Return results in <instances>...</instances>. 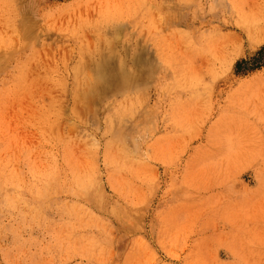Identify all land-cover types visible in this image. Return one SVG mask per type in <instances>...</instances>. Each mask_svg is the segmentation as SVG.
Masks as SVG:
<instances>
[{"label": "rangeland", "instance_id": "374dc122", "mask_svg": "<svg viewBox=\"0 0 264 264\" xmlns=\"http://www.w3.org/2000/svg\"><path fill=\"white\" fill-rule=\"evenodd\" d=\"M0 264H264V0H0Z\"/></svg>", "mask_w": 264, "mask_h": 264}, {"label": "bare ground", "instance_id": "6f19581e", "mask_svg": "<svg viewBox=\"0 0 264 264\" xmlns=\"http://www.w3.org/2000/svg\"><path fill=\"white\" fill-rule=\"evenodd\" d=\"M107 21H108V20H107ZM112 30H113V31H112L111 33L114 32L115 28H112ZM116 30H118V29H116ZM119 31H120V30H119ZM116 32H117V31H115L114 33H116ZM114 33H113V36H114ZM119 34H120V32H119ZM115 36H117V38H119L118 40H120V37H118V33L115 34ZM114 39H115V37H114ZM136 40H137V38H136ZM112 41L116 42V39H115V40H112ZM137 41H138V40H137ZM137 41H136V42H137ZM140 41H141V40H140ZM108 42H109V40L106 41V43H108ZM110 42H111V40H110ZM123 42H124V40H123ZM123 42H122V44H123ZM112 43H113V42H112ZM118 43H119V42H118ZM138 43H139V42H138ZM138 43H136V44H138ZM104 44H105V42H104ZM104 44H103V46H104ZM113 44H114V43H113ZM134 44H135V43H134ZM136 44L134 45L135 48H136ZM105 45H106V44H105ZM107 45L109 46V45H111V43H109V44H107ZM114 45H115V44H114ZM116 45H117V44H116ZM138 45H139V44H138ZM92 46H94V45H92ZM108 46H106V49H109V48H107ZM118 46H119V45H118ZM124 46H125V45H124ZM96 47H97V46H96ZM93 48H94V47H93ZM97 48H98V47H97ZM97 48L94 49V51L97 50ZM89 49L91 50V48H89ZM99 49H100V47H99ZM99 49H98V50H99ZM104 49H105V48L103 47V50H104ZM110 49H111V48H110ZM110 49H109V50H110ZM121 49H122V48H121ZM125 49H127V48H125ZM82 50H83V49H82ZM109 50H107V51H109ZM123 51H124V48H123ZM120 52H121V51H120ZM135 52H136V51H135ZM104 53H105V52H104ZM106 53H107V52H106ZM109 53L113 54L112 49H111V51H110ZM115 53H116V52H115ZM125 53L127 54L128 52L126 51ZM145 54H146V53H145ZM129 55L132 56L131 54H128V56H129ZM134 55H136V54H134ZM102 56H103V55H102ZM104 56H105V54H104ZM109 56H110V54H109ZM109 56H108V57H109ZM120 56H122V55H120ZM137 56H138V55H137ZM110 57H113V58H114V55H113V56L111 55ZM110 57L107 58V59L109 60ZM113 58H111V59H113ZM125 58H126V57H125ZM147 58H148V57H147ZM107 59H105V61H104L105 65H106V66L104 65L105 67H104L102 64H99V63H98L97 65H102V66H103V67L101 66L102 68H106V69L109 68V67H107V63H106V62H107V61H106ZM120 59H121V57H120ZM132 59H133V58H132ZM129 60H130V58H129ZM137 60H138V59H137ZM137 60H136V62H138ZM102 61H103V59H102ZM109 61H110V60H109ZM111 61H112V60H111ZM119 61H120V60H119ZM121 61H122V60H121ZM140 61H141V60H140ZM140 61H139L138 63H140ZM134 62H135V61H134ZM119 63H120V62H119ZM144 63H145V61H144ZM120 64H122V63H120ZM120 64H119V65H120ZM123 64H124V63H123ZM135 64H136V63H135ZM137 65H138V64H137ZM140 65H141V64H140ZM146 65H147V64L145 63V66H146ZM149 65H150V64H149ZM149 65H148V66H149ZM120 66H121V65H120ZM124 66H125V65H124ZM94 67H95L94 69H95V72H96V70L99 69L100 66L98 67V66H95V65H94ZM97 67H98V68H97ZM101 67H100V68H101ZM128 67H130V64H129ZM138 67H140V66L138 65ZM138 67H136V69H137ZM143 67H144V66H143ZM121 68H122V66H121ZM141 68H142V67H141ZM106 69H105V70L103 69L102 71H99V70H100V69H99L98 71H99V72H102L103 74H104V71H106V72L108 73L109 71H107ZM114 69H115V68H114ZM122 69H123V70H121V69H120V70H121V71H124V70H125L124 67H123ZM130 69H131V68H130ZM144 69H145V68H144ZM146 69H147V68H146ZM82 70H83V69H82ZM91 70H92V69H91ZM108 70H111V69L109 68ZM120 70H119L118 72H120ZM93 71H94V70H93ZM116 71H117V70H116ZM132 71H134V69H133ZM135 71H136V70H135ZM137 71H138V69H137ZM137 71L133 73V72H131V70H130V73H133V75H136L135 73H137ZM150 71H151V70H150ZM86 72H87V71H85L84 74H85ZM110 72H112L113 74L115 73V71H114V72H113V71H110ZM110 72H109L108 74L111 75ZM124 72H126V73H125V76H126V75H127V71H124ZM140 72H141V70H140ZM91 73H93V72H91ZM96 73H98V72H96ZM96 73H94L95 77H96V76H99V75H96ZM75 74L77 75L76 78H78V79H82V80H83V79L85 78L84 74L81 73L80 70H78V69L76 70ZM87 74H88V72H87ZM87 74H86V75H87ZM89 74H90V73H89ZM99 74H101V73H99ZM105 74H106V73H105ZM108 74H107V75H108ZM113 74H112V76H113ZM118 74H119V73H118ZM118 74L115 73V75H114L113 77L115 78L116 75H117V77H118ZM123 74H124V73L122 72L121 75H123ZM137 74H138V73H137ZM91 75H92V74H91ZM91 75H90V76H91ZM130 75H131V74H130ZM139 75H140V74H139ZM92 76H93V75H92ZM92 76L89 77V75H87L86 78H88V79L90 78V80L93 81L92 79H94L95 77L92 78ZM101 76H103V75H101ZM127 76H129V74H128ZM104 77H105L104 79H103V77H101V78L106 82V83L104 82V84H107V82H108L109 80L106 81L105 79H107L109 76H104ZM106 77H107V78H106ZM117 77L115 78V80H117ZM137 77H139V76L137 75ZM86 78H85V79H86ZM91 78H92V79H91ZM98 78H99V77H96L95 79H98ZM88 79H86L85 82L83 81V83H86V82H87V83H88L87 85H89L90 87H89V86H88V87L85 86V88H84V87L82 86V87L84 88V90L90 88V90L88 89L89 91H86V90H85L86 93H87V92H90V91L92 90V89H91V85L94 83V81H93V83L91 82V84H89V81H87ZM102 79H100V80H102ZM108 79H109V78H108ZM112 79H113V78H112ZM103 80H102V81H103ZM113 80H114V79H113ZM133 80H135V77H133ZM117 81H118V80H117ZM77 82L80 83L79 81H77ZM112 82H113V81H112ZM102 83H103V82H102ZM145 83H146V81H145ZM104 84H103V85H104ZM110 84H111V82H110ZM110 84L108 83L107 85H110ZM84 85H85V84H84ZM111 85H112V84H111ZM93 86H95V85H93ZM98 86H100V85L98 84ZM104 86H106V85H104ZM110 87H111V86H109V88H110ZM129 87H130V86H129ZM129 87H128V88H129ZM105 88H107V87H105ZM81 89H82V88H81ZM136 89H137V88H136ZM129 90H132V89L129 88ZM129 90H128V91H129ZM81 91L83 92V90H81ZM126 91H127V90H126ZM76 92H77V91H76ZM124 92H125V91H124ZM78 93H79V92H78ZM78 93H77V95H78ZM84 93H85V92H83L82 95H83V96L85 95V98H86V96L88 95V93H87V94H86V93L84 94ZM130 93H131V92H130ZM130 93L128 92V95H127V96H130V95H129ZM131 94H132V93H131ZM83 96H82V99H83ZM75 97H77V96L75 95ZM80 97H81V96H80ZM80 97H79V95H78L77 99H78V98L81 99ZM131 97H133V96H131ZM131 97H129V98H131ZM78 101H79V100H78ZM115 119H116V118H115Z\"/></svg>", "mask_w": 264, "mask_h": 264}]
</instances>
